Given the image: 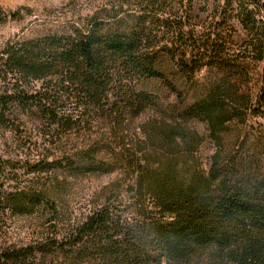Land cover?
Listing matches in <instances>:
<instances>
[{
	"label": "trees",
	"instance_id": "16d2710c",
	"mask_svg": "<svg viewBox=\"0 0 264 264\" xmlns=\"http://www.w3.org/2000/svg\"><path fill=\"white\" fill-rule=\"evenodd\" d=\"M71 133L88 138L73 153ZM0 137L15 147L0 157V264H264V0H94L60 33L7 42ZM116 168L129 205L115 181L76 212L48 179Z\"/></svg>",
	"mask_w": 264,
	"mask_h": 264
},
{
	"label": "rangeland",
	"instance_id": "374dc122",
	"mask_svg": "<svg viewBox=\"0 0 264 264\" xmlns=\"http://www.w3.org/2000/svg\"><path fill=\"white\" fill-rule=\"evenodd\" d=\"M209 2H212V0H209ZM92 4H94V0H0V49L9 41L60 33L64 31L68 21L77 15L87 14L92 8ZM13 13H17V17L12 18L11 14ZM198 77L200 81H204L207 74L202 72ZM147 88L153 90L155 87L152 83ZM190 89L192 90L187 96L186 101L191 100L193 87H190ZM173 98L174 94L164 93V89L162 88V102H170ZM143 119L144 117L139 116L135 124ZM190 128L195 129L204 137V141L197 151V156L203 166L206 167L208 156L213 150V144L207 137V130L202 122L196 120L190 124ZM84 136L76 133L69 135V143L66 147L70 150V153H73L77 147L83 145L84 141L85 143L87 142L88 138ZM1 142L0 140V157L5 159L15 158V147ZM39 176L41 179H44L46 175ZM52 177L66 181L68 205L76 212L85 211L89 207L100 203L95 193L102 187L115 181H118L120 185L117 191L124 194L125 205H129L133 201L131 197L132 192H129V185L133 181L132 173L131 171H126V169L116 168L109 173L64 172L63 170H56L48 179ZM29 178H26V181ZM8 223L10 231H13L12 235L18 233L21 236L23 235V231L25 233H30L31 231L30 225L32 222L29 220L13 218Z\"/></svg>",
	"mask_w": 264,
	"mask_h": 264
}]
</instances>
